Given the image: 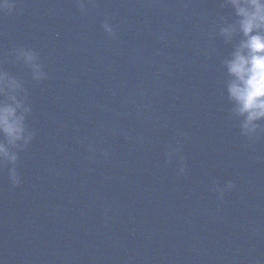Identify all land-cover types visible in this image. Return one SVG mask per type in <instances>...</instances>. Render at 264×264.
Returning <instances> with one entry per match:
<instances>
[{
  "label": "clouds",
  "instance_id": "clouds-1",
  "mask_svg": "<svg viewBox=\"0 0 264 264\" xmlns=\"http://www.w3.org/2000/svg\"><path fill=\"white\" fill-rule=\"evenodd\" d=\"M77 3L84 13L91 0H77ZM225 6L231 9L234 19L225 21L219 34L225 43L241 37L234 44L231 57L223 62L229 77L226 91L232 111L240 120L241 134L251 137L264 128V0H225ZM16 9V0H0V14H12ZM102 27L110 36L115 35L111 24L105 22ZM16 59L30 69L33 81L47 78L34 51L20 48ZM31 115L24 80L0 67V169L7 168L14 187L21 183L17 170L19 154L35 137L28 124ZM188 138L185 133V139ZM166 155L171 159V153ZM185 172L186 165H182L178 174ZM233 187L231 182L227 183L229 190Z\"/></svg>",
  "mask_w": 264,
  "mask_h": 264
},
{
  "label": "water",
  "instance_id": "water-1",
  "mask_svg": "<svg viewBox=\"0 0 264 264\" xmlns=\"http://www.w3.org/2000/svg\"><path fill=\"white\" fill-rule=\"evenodd\" d=\"M0 264H23L18 240L0 184Z\"/></svg>",
  "mask_w": 264,
  "mask_h": 264
}]
</instances>
